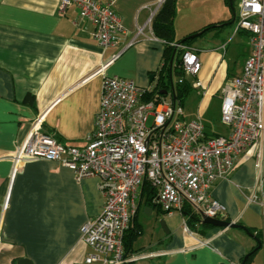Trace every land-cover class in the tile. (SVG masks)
<instances>
[{
	"label": "crops",
	"instance_id": "obj_1",
	"mask_svg": "<svg viewBox=\"0 0 264 264\" xmlns=\"http://www.w3.org/2000/svg\"><path fill=\"white\" fill-rule=\"evenodd\" d=\"M165 1L115 0L127 33L116 46L103 50L93 24L82 19L74 5L63 9L61 0H0V264H18L23 258L32 264H101L86 261L91 249L81 238L83 224L104 205L99 179L77 181L73 171L57 161L29 159L16 165L13 156L39 118L42 132L65 145L85 146L95 129L104 76L129 78L147 89L157 86L166 42L154 33L153 21ZM185 1L191 10L178 17L179 3ZM226 4L231 7L228 0H175V39L183 42L208 25L215 27L206 32L233 23L232 7L229 22L221 19ZM139 29L143 32L138 34ZM239 32L245 31L235 30ZM198 37L185 46L197 49L200 56L202 69L193 77L200 75L198 88L207 101L196 118L184 113L188 120L202 121L210 102L222 100L226 81L240 75L244 65L233 73L224 65L222 71L223 45L201 50L194 43ZM194 82H189L193 88ZM160 88L162 93L172 90ZM30 93L31 102L25 99ZM143 187L136 195L140 200L133 222L140 233L131 253L140 258L134 264H241L260 240L252 264H264V158L260 168L253 159L243 162L211 189L226 207L225 220L253 228L259 242L243 228L202 221L192 227L183 213L168 214L151 206ZM144 200L152 208L148 214L157 209L164 215L166 230H155L157 238L135 247L144 229L138 221ZM184 222L192 232L184 230Z\"/></svg>",
	"mask_w": 264,
	"mask_h": 264
},
{
	"label": "built area",
	"instance_id": "obj_2",
	"mask_svg": "<svg viewBox=\"0 0 264 264\" xmlns=\"http://www.w3.org/2000/svg\"><path fill=\"white\" fill-rule=\"evenodd\" d=\"M114 3L61 0V7L76 6L81 18L93 24L98 44L107 50L127 33ZM234 22L236 31L249 34L252 51L242 73L223 87L221 121L230 127L227 135H209L201 120L186 119L175 91L164 94L161 88H143L132 79L113 75L103 77L95 129L85 146L65 145L42 132L39 118L17 147L16 165L29 159L57 161L71 169L77 181L99 179L105 197L102 211L81 227V238L91 249L88 263L129 264L140 258L126 254L124 236L138 210L137 192L146 182L150 205L165 213H183L189 206L201 221L204 216L225 219V205L211 194L216 181L228 178L249 159L257 168L262 166L264 0H238ZM175 45L183 50L185 74L198 75L202 61L197 49ZM193 85L198 88L201 82ZM184 230L190 231L186 222Z\"/></svg>",
	"mask_w": 264,
	"mask_h": 264
},
{
	"label": "rangeland",
	"instance_id": "obj_3",
	"mask_svg": "<svg viewBox=\"0 0 264 264\" xmlns=\"http://www.w3.org/2000/svg\"><path fill=\"white\" fill-rule=\"evenodd\" d=\"M233 4L234 10L237 11L238 0H234ZM179 6L180 7L178 17H181L187 15V13L191 10L192 5L188 1H185L182 4L179 3ZM219 9L220 7L218 8V10ZM222 15L223 16L221 19L226 22H229V20L232 18L233 12L229 4L224 5ZM235 27V22L227 23L221 29L206 32L204 35L198 37L197 40L194 42L195 45L201 47V50L212 49L222 44L223 46L219 49V51L220 54L222 53L225 56L226 60L224 61L221 69L223 71L225 69L224 65H229L230 73H233V71L240 69L244 65L245 60L247 59L251 50L250 37L247 35L246 32L235 33ZM220 71L221 70H219L217 80L220 79L222 73ZM199 76L197 78L187 75L186 78L187 81L194 82L196 79L200 78ZM180 78H182L181 75L173 73V80L175 82L178 81ZM204 98L205 97L203 96V93L200 88L194 87L193 89H191L189 95L186 97V100L183 104L186 116L189 115L190 117L196 118L199 113H201L200 111H203V107L207 101V99L205 100ZM221 101L218 97H215L213 101L210 102L206 111H204V113L202 114V121L206 125L205 129L209 135H214V133H218L220 135H227L229 133L230 127L228 125L223 124L221 121ZM152 120L153 117L150 116L147 122L149 126L152 124ZM137 200L139 203L140 199L137 198ZM145 204L146 203L144 200V203L141 204L138 213V221L139 223H142L144 227L143 234L140 236L139 240L134 244L135 247L139 243L149 244V242L152 241V238H157V233H154L155 230H157V232H161L162 234L164 232L163 229L166 230L162 224L164 215L159 213L157 209L154 210L152 215L148 214L146 209L147 206Z\"/></svg>",
	"mask_w": 264,
	"mask_h": 264
},
{
	"label": "trees",
	"instance_id": "obj_4",
	"mask_svg": "<svg viewBox=\"0 0 264 264\" xmlns=\"http://www.w3.org/2000/svg\"><path fill=\"white\" fill-rule=\"evenodd\" d=\"M230 2V0H228ZM234 3V0H233ZM175 0H166L160 10V12L156 15L154 21H153V30L156 36L162 38L166 42L165 50H164V64L161 67L159 73H158V82L156 88H167L171 89V79L173 80V73H177L181 75L182 77H185V72L182 67V55H183V50L181 48H177L176 55L174 58V63L173 66L171 67L170 61L173 57V54L176 50V45L175 44H184V45H189V43L192 41L191 38H186L183 42L182 40H176L175 39V32H174V15H175ZM234 10V9H233ZM215 25L211 24L203 28L204 32L213 29ZM174 82V90L176 92L178 101H180L181 104H184L186 97L189 95L190 90L193 89L192 84H190L188 81L183 80V82L178 81H173ZM154 92V91H153ZM152 92V94H153ZM26 101H33L34 96L30 93L26 96ZM208 134V133H207ZM143 194L147 192L148 198L146 199L148 202L151 196V189L149 187L148 182L144 184L143 187ZM183 214L187 219L188 225L194 227L197 223L201 222L200 216L195 213L191 207L187 206L183 210ZM135 218V217H134ZM134 218L130 224L129 229L127 230L125 236H124V246H125V251L126 254L129 255L131 254L132 250V245L136 237L139 235L140 231L137 228V223L136 220L134 221ZM202 224V222H201ZM209 225V224H206ZM248 231L255 235L258 240L259 238V233L255 234L253 228H247ZM261 242V240H260ZM253 255H250L246 261V264H252L253 260ZM243 262V259H242ZM241 262V264H242ZM129 264H134V262H130Z\"/></svg>",
	"mask_w": 264,
	"mask_h": 264
},
{
	"label": "water",
	"instance_id": "obj_5",
	"mask_svg": "<svg viewBox=\"0 0 264 264\" xmlns=\"http://www.w3.org/2000/svg\"><path fill=\"white\" fill-rule=\"evenodd\" d=\"M230 4H231V7L234 9L233 0H230ZM234 14H235V10H234ZM231 22H234V20H232ZM202 33H203V30H202V31H199V32H197V33H194V34H192V35H190L189 38H195V37H198V36H200ZM183 41H184V40H183ZM175 55H176V50H175V52H174V54H173V57H172V59H171V61H170L171 67L173 66ZM171 82H172L171 89H172V91L174 92V91H175V90H174V82H173L172 79H171ZM167 92H168V90L163 91V93H167ZM174 98L176 99V95L174 96ZM146 209H152V208H151V207H147ZM202 222H203V223H207V224H212V225H214V226H220V227L243 228V229H245L249 234H251L245 226H243V225H241V224H238V223H236V222H234V221H230V220H225V219H220V218H213V217L204 216V217L202 218ZM162 224H163V226H165V222H164V220H162ZM251 235H253V234H251ZM253 236H254V235H253ZM257 240H258V238H257ZM258 242H259V240H258ZM260 245H261V243L259 242V246H257V248H255L254 250H252L251 252H249L248 254L245 255V257L243 258V262H242V264H246V261H247L248 257H249L250 255H252L256 250H258V249L260 248ZM18 264H32V261H31L30 259H28V258H23V259H20V260L18 261Z\"/></svg>",
	"mask_w": 264,
	"mask_h": 264
}]
</instances>
